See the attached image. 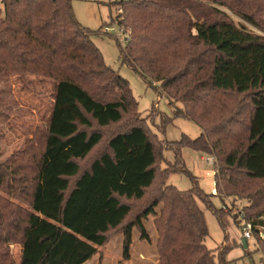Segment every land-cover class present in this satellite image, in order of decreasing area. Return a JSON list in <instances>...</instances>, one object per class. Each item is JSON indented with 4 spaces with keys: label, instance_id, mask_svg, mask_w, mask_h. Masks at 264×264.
Wrapping results in <instances>:
<instances>
[{
    "label": "trees",
    "instance_id": "obj_1",
    "mask_svg": "<svg viewBox=\"0 0 264 264\" xmlns=\"http://www.w3.org/2000/svg\"><path fill=\"white\" fill-rule=\"evenodd\" d=\"M191 1L203 3L192 8L196 24ZM0 4V79L34 76L50 83L53 99L30 147L11 163L0 161V264H15L10 245L21 248L19 264H86L121 228L129 258L133 229L145 238L143 221L151 215L160 234L159 264H232L229 248L216 261L205 245L209 231L197 199L224 231L229 221L187 169L182 151L217 155L227 195L249 199L246 217L254 224L264 216V186L256 192L244 186L264 184V0L112 3L124 8L120 24L133 35L124 49L119 45L122 62L144 81L161 83L185 105L175 117L203 131L165 149L140 118L130 82L95 45L100 30L77 21L72 0ZM206 4L218 8L203 24ZM118 125L123 130L108 138L105 131ZM166 150L175 162L162 171ZM172 174L188 175L193 188L166 184ZM151 191L148 205L129 221L132 203Z\"/></svg>",
    "mask_w": 264,
    "mask_h": 264
},
{
    "label": "rangeland",
    "instance_id": "obj_2",
    "mask_svg": "<svg viewBox=\"0 0 264 264\" xmlns=\"http://www.w3.org/2000/svg\"><path fill=\"white\" fill-rule=\"evenodd\" d=\"M115 1L72 0L73 13L77 21L84 27L92 31L100 30L99 36L92 38L95 45L103 54L106 64L130 82L133 96L138 102L140 118L156 134L158 140L164 143L162 148H167L169 143L180 141L184 135L191 139H197L202 135V129L186 118L175 117L177 110L185 112L184 103L174 97L169 98L161 83L154 80H150L151 83L144 81L140 74L122 62L119 45L124 49L133 35L130 28L120 24L125 19V10L123 7L112 4ZM202 4L188 2V13L194 24L199 22V19L196 11L192 8ZM216 8L218 7L206 4L203 8L205 18L203 24L213 21V12ZM0 9L2 11L4 9L2 4H0ZM108 28H113L115 32L107 31ZM192 32L195 34V29ZM52 102L51 87L47 81L39 83L37 78L30 75L13 76L8 80L0 79L1 162H13L30 147L29 142L36 139L38 129H42L47 123ZM123 126L111 127L105 131V135L111 138L114 134L122 131ZM104 151L105 146L103 149L97 150L94 157H99ZM216 156L215 154L206 155L189 148H184L182 151L187 169L197 177L200 188L212 196H210V201L214 207L222 211V215L229 221V225L224 231L213 213L197 199L209 231L205 245L214 251L216 261L221 258L224 249L229 248L230 251L225 258L232 264H264V216L259 218L256 216L255 221L257 222L254 224L246 217L248 213L245 209L251 203L249 199L227 195L226 180L220 177L221 165L219 162L217 163ZM164 158L166 162L159 164V169L162 171L168 168V162H175V154L171 150H166ZM166 184L172 185L180 191H188L194 186L193 180L186 174H172ZM244 186L248 192H256L258 188L262 190L264 184L247 182ZM214 189L217 194L212 193ZM153 193L154 191H151L143 201L132 203L133 214L129 221L134 220L143 211ZM160 210L161 207L157 209L158 212ZM249 213L252 214V212ZM143 224L147 236L143 238L138 228L133 229L129 258L124 256L125 235L121 228L108 234L107 244L100 247L98 253L86 264H159L160 234L157 217L151 215L143 221ZM248 225L252 228L251 238L247 239L248 249H245L243 246L244 230ZM226 236L229 237L228 241H226ZM8 247L12 256L10 261L19 264L21 248L15 245Z\"/></svg>",
    "mask_w": 264,
    "mask_h": 264
},
{
    "label": "built area",
    "instance_id": "obj_3",
    "mask_svg": "<svg viewBox=\"0 0 264 264\" xmlns=\"http://www.w3.org/2000/svg\"><path fill=\"white\" fill-rule=\"evenodd\" d=\"M107 31H109V32H110V31H111V32H112V31L115 32V30H114L113 28H112V29H111V28H108ZM212 193H213V194H217V192H216L215 189L212 191ZM251 229H252L251 226L248 225L247 228H245V230H244V231H245L244 236H245V239H246V240L251 238V234H250Z\"/></svg>",
    "mask_w": 264,
    "mask_h": 264
},
{
    "label": "water",
    "instance_id": "obj_4",
    "mask_svg": "<svg viewBox=\"0 0 264 264\" xmlns=\"http://www.w3.org/2000/svg\"><path fill=\"white\" fill-rule=\"evenodd\" d=\"M243 246L245 249H248V242L246 239H243Z\"/></svg>",
    "mask_w": 264,
    "mask_h": 264
}]
</instances>
